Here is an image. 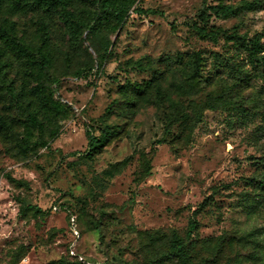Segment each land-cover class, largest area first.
Instances as JSON below:
<instances>
[{
  "label": "rangeland",
  "instance_id": "374dc122",
  "mask_svg": "<svg viewBox=\"0 0 264 264\" xmlns=\"http://www.w3.org/2000/svg\"><path fill=\"white\" fill-rule=\"evenodd\" d=\"M252 1L136 0L122 25L88 35L84 46L98 45L105 36L110 42L99 72L95 65L89 74L71 75L83 65L82 51L71 53L69 71L62 58L54 63V97L71 109L57 139L25 159L8 155L0 142V264H74L78 258L88 264H149L147 252L158 243L149 246L145 233L182 235L193 219L197 245L223 240L217 264L253 250L257 264H264V196L248 185L264 154V74L248 63L244 48L255 36L264 44V10L239 9ZM218 4L233 7L234 14L200 20V13ZM23 22L35 29L29 15L20 17ZM196 27L220 33L215 42L202 40ZM52 35L61 51L59 29ZM178 53L201 58L193 100L202 103L208 96L222 105L204 112L189 134L175 126L164 131L161 109L139 102L128 114L122 105L134 85L153 78V70L167 74L169 58ZM229 89L243 92L246 112L232 110L241 103ZM254 99L260 104L248 103ZM6 104L0 103L3 114L10 112ZM89 136L104 141L90 146ZM74 214L78 239L70 231ZM242 237L247 247L235 245ZM73 244L76 257L70 255ZM199 247L196 257L206 258ZM249 262L244 264H255Z\"/></svg>",
  "mask_w": 264,
  "mask_h": 264
},
{
  "label": "trees",
  "instance_id": "16d2710c",
  "mask_svg": "<svg viewBox=\"0 0 264 264\" xmlns=\"http://www.w3.org/2000/svg\"><path fill=\"white\" fill-rule=\"evenodd\" d=\"M135 1L0 0V103L6 102L5 109L10 110L8 114L0 112V142L8 155L22 159L34 158L40 149H48L49 143L57 139L59 125L69 118L71 109L67 103H61L54 97L56 91L52 85H57L59 80L53 77L50 69L58 59L62 58L66 71H69L72 62L71 53L74 51L75 55L78 51H82L85 54L83 65L70 74L72 76L75 74L79 78L85 73L89 74L95 65L97 66L96 72H99L110 42L105 36L98 45L89 43L84 46V43L88 42V35H95L103 29L108 33L113 30L114 26L122 25ZM236 8L235 10H238V7ZM239 9L264 10V0L244 2ZM208 10L209 12L203 11L199 15L200 20L206 23L212 14L216 18H226L234 14L233 7L222 4L211 6ZM134 11L138 15L153 14L143 9ZM28 15L35 23L33 24L34 30L29 29V25L25 22L22 25L18 23L20 17ZM53 28H58L64 38L61 51L52 41ZM196 29L202 40L209 39L215 42L220 33V30L206 31L205 28L197 27ZM85 32H87L86 38H83L82 35ZM244 48L247 52L248 63L251 66H258V70L264 74V44L260 42L259 37L255 36L249 40ZM200 59L195 53H178L174 58H169L173 66L167 74L153 70L154 76L150 81L134 85L131 94L125 97L122 104L126 107L125 112L134 113L137 104L143 102L162 110L164 131L175 126L181 132L193 133L200 124L204 112L215 111L222 106L218 98L213 100L207 96L202 103H196L193 100L200 89ZM137 63L140 70L146 69L141 62ZM70 74L68 73L69 76ZM48 80H50L49 84ZM229 92L241 103L234 106L232 110L246 112L244 105L248 104L243 92H233L232 89H229ZM172 97L179 100L185 98L190 101L183 104L174 101ZM248 103L253 106L260 104L255 99L249 100ZM165 104H168L167 108ZM16 127L22 129L20 134L22 136L17 134ZM103 141V138L96 139L89 136L90 146ZM88 155L89 152L86 156ZM255 164L258 165L260 171L248 180V185L252 190L259 191L264 196V154ZM10 181L13 182V180ZM206 204L204 200L201 207ZM197 213V211L194 212L195 215ZM74 215L77 227V216ZM197 227V221L193 219L189 221L182 235L176 230L168 233L146 232L149 246L158 243L154 250L147 252L149 264H217L224 254L223 240L208 239L197 245L193 240ZM248 237L254 240V236ZM242 240L247 241L245 237H242L236 240L235 245L241 244L242 247H247L248 244ZM215 241H219L217 247L213 245ZM198 246L207 253L206 258L196 257ZM228 246L232 247L233 243H229ZM246 255L236 252L233 257L226 259L225 264H244V262L250 263L249 261L257 264L259 256L257 252L253 250ZM75 261L74 264H88L81 258Z\"/></svg>",
  "mask_w": 264,
  "mask_h": 264
},
{
  "label": "built area",
  "instance_id": "2783aa9c",
  "mask_svg": "<svg viewBox=\"0 0 264 264\" xmlns=\"http://www.w3.org/2000/svg\"><path fill=\"white\" fill-rule=\"evenodd\" d=\"M70 231L73 234L74 239H78L79 238V232L77 231V227H76L75 217L74 216H72L70 218ZM73 248H74V244L71 246L70 255L73 256V257H76L74 252H73Z\"/></svg>",
  "mask_w": 264,
  "mask_h": 264
}]
</instances>
